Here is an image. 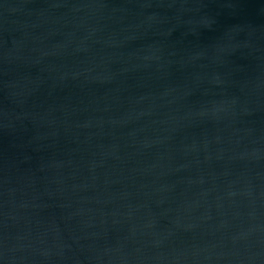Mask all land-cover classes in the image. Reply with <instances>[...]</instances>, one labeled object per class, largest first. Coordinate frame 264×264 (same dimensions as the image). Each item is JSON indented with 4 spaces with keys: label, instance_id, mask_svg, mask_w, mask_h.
I'll return each instance as SVG.
<instances>
[{
    "label": "water",
    "instance_id": "1",
    "mask_svg": "<svg viewBox=\"0 0 264 264\" xmlns=\"http://www.w3.org/2000/svg\"><path fill=\"white\" fill-rule=\"evenodd\" d=\"M0 264H264V0H0Z\"/></svg>",
    "mask_w": 264,
    "mask_h": 264
}]
</instances>
